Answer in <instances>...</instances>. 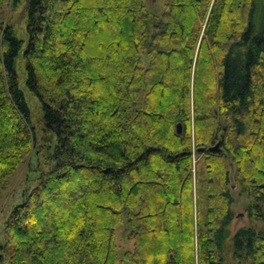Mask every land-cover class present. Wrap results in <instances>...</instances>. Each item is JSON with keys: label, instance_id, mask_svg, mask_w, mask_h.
Returning a JSON list of instances; mask_svg holds the SVG:
<instances>
[{"label": "trees", "instance_id": "obj_1", "mask_svg": "<svg viewBox=\"0 0 264 264\" xmlns=\"http://www.w3.org/2000/svg\"><path fill=\"white\" fill-rule=\"evenodd\" d=\"M149 1L0 0V189L40 131L52 142L5 222L6 264H225L228 239L264 264V229H229L234 179L264 220V0Z\"/></svg>", "mask_w": 264, "mask_h": 264}, {"label": "rangeland", "instance_id": "obj_2", "mask_svg": "<svg viewBox=\"0 0 264 264\" xmlns=\"http://www.w3.org/2000/svg\"><path fill=\"white\" fill-rule=\"evenodd\" d=\"M149 1V0H148ZM170 0H150L147 2L149 8L151 10H154L157 12V14H161L166 9V5ZM153 7V8H152ZM8 11V15L11 19L14 20L15 25L18 26V32L19 35H23L22 27L24 25V21L21 17L22 13V6H19V8L13 10L11 7L6 8ZM181 62H182V56L181 54H177L174 56L173 63L176 74L178 73V76L181 74ZM156 65H158L160 68L165 66V61L162 62H156ZM18 71L21 76V80L24 78V69L20 65L18 66ZM169 74L167 77L168 82L176 83L179 82V77L176 76V74ZM26 97L29 103V106L32 110V113L34 117L37 116L38 111V101L36 96H34L29 90L25 89ZM182 127V126H181ZM39 141L41 144L43 143L45 146H41L40 154H39V160H36L33 162V154L26 153L24 154V161L22 164L16 169L14 174L10 177L8 184L5 188L0 189V245L3 240H5L4 235V228H5V222L13 209L15 205L20 203L23 200L24 192H26L28 189H32L35 185L38 183L37 179V171L33 170L36 169L35 164H37L40 167V171H47L49 166L47 163H45L44 159L47 158L48 152L50 150L47 149L48 145H50L52 142L49 141V138L46 137L44 132H39ZM193 156H194V175L195 170L198 166L202 165V159L201 156L196 154L195 149L193 150ZM196 167V168H195ZM234 171L232 170V175ZM233 177V176H232ZM232 183V182H231ZM233 183H236L235 179ZM232 183L231 189L234 193V203L232 205V210L234 212V219L229 226V229L232 234H234L237 230H239L243 226H255L258 229H264V220H256L250 218L247 207L250 203V197L248 196V193L246 191H242L240 185H234ZM116 240L118 245L120 246L121 250H133L134 242L130 240L126 234L123 232V227L118 228L116 230ZM226 261L225 264H250L248 261L244 262H238L233 258V249H232V243L231 240L228 239L226 242V249H225ZM6 259L4 253L0 249V264H6V262H3V258Z\"/></svg>", "mask_w": 264, "mask_h": 264}, {"label": "water", "instance_id": "obj_3", "mask_svg": "<svg viewBox=\"0 0 264 264\" xmlns=\"http://www.w3.org/2000/svg\"><path fill=\"white\" fill-rule=\"evenodd\" d=\"M177 132L178 133H181L182 132L181 123H178L177 124ZM219 149H220V142L216 143L215 146H212L210 148V151H218ZM203 150H204V148L199 149V151H203Z\"/></svg>", "mask_w": 264, "mask_h": 264}]
</instances>
